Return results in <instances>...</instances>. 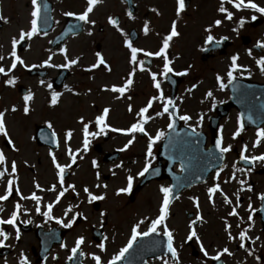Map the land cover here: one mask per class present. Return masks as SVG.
<instances>
[{
	"label": "flooded vegetation",
	"instance_id": "obj_1",
	"mask_svg": "<svg viewBox=\"0 0 264 264\" xmlns=\"http://www.w3.org/2000/svg\"><path fill=\"white\" fill-rule=\"evenodd\" d=\"M15 1L19 2L12 0L10 4L0 0V16L3 17L0 20V56L4 57L0 60V67L8 71L15 60L12 56L14 40L18 41L16 54L24 61L23 65L18 63L8 76L0 73V112L5 113L8 132V137L0 135V150L5 154L8 169L0 179V195L7 194V182L13 181L11 196L0 201V218L9 219L17 204L21 208L15 227L0 225L7 233L6 240L0 237L4 245L0 247V264H21L24 257L29 264H96L94 256L100 257V264H110L127 246L133 228L140 221H144L139 227L143 233L159 216L163 202L161 188L171 187L176 191L183 184L181 166L171 163L176 155L166 159L160 151L163 137L152 144V156L147 154L151 143L149 137L155 138L161 131L166 133L172 123L173 115H157L163 112L164 102L154 101L146 114L149 117L144 124L147 135L140 132L126 134L127 130L141 122L140 109L162 91L165 102L171 99L175 103V109L169 108L173 109L174 115L176 112L180 123L178 129L195 128L205 134V148L210 146V120L216 115L217 107L231 100L227 73L231 70L232 58L238 57L240 66V70L234 73L235 84L264 85V71L257 63L264 58V47H261L264 45V13L248 7L237 9L235 0L233 3L227 0H185L187 9L177 15L178 0H133L137 11L130 17L129 8L122 0H100L89 14V21L94 23L83 22L78 36H69L62 42L57 37L68 19H75L86 10L87 0H46L48 5L51 3V12L40 18L43 29L31 39L25 37L22 40L21 33L31 30L33 6L31 0H20L19 5L26 8L24 12L22 8H16ZM249 2L264 8V0H247L245 4ZM222 4L233 14L231 20L227 19V12L220 11ZM101 7L103 10L98 11ZM109 18L116 19L119 27L110 24ZM218 20L221 21L219 25L216 24ZM174 22L179 35L173 37L167 49L173 72L164 76V58L144 56L143 52L138 53L137 60L144 62L146 70L140 71L139 65L133 66L127 41L131 40L133 47L156 53L162 48L163 39L170 34ZM145 24L149 28L147 34L143 30ZM196 30L198 34L194 33ZM209 36L213 37L211 43L208 42ZM97 53L103 55L111 71L104 65L92 68L97 62ZM73 59L78 63L63 66ZM134 67L133 84L123 97L106 90L123 86ZM178 72H187V75H176ZM61 73L67 76L65 82L55 87L54 81ZM152 73L157 75L160 89L154 87ZM218 76L223 78L227 87L221 89ZM10 78L15 79L14 85L6 83ZM209 91L212 97L207 96ZM53 93H59L56 105L51 104ZM29 94L33 99L25 102L24 96ZM64 95L70 97L66 109L61 102ZM240 100L242 106H250L252 127L244 125L243 132L235 136L241 114L239 110L231 109L217 124L223 146L231 145L223 166L213 171L203 183L182 189L170 201L165 224L173 233L178 262L170 253L153 256L154 239L167 241L161 225L152 236L138 238L117 264H163L164 259L169 264H264V215L260 213L263 201L259 199L264 194V162L251 164L242 159L243 155H264V140L258 147L254 146L257 133L264 128V106L262 103H248L244 95ZM25 107L29 108L27 114ZM105 108L110 110L106 118L108 127L104 134L89 135V145L84 150V124L89 125V133H99L95 120ZM184 115L190 116L191 120L185 122L179 118ZM44 127L58 137L55 150H51L42 137L38 139V132ZM68 131L80 135V140L75 142L77 150L73 147L71 151L76 157L75 163L69 150L64 151L69 148V143L73 144V141L62 139L63 133ZM133 136L131 146L121 151ZM245 146L247 152L243 151ZM13 161L16 163L15 173L11 171ZM56 163L65 169L63 185ZM149 163L150 168L157 167L160 179L135 191L143 178L139 173ZM3 168L0 166V170ZM168 175L171 177L166 179ZM129 176L133 178L132 190L121 192L127 188ZM240 180L246 183L241 185ZM217 184L222 191L210 196L209 189ZM53 186L56 191L50 190ZM85 188L104 199L89 202ZM65 189V195L57 203L59 192ZM32 194L42 198L39 205L32 199L21 198ZM226 197L231 203L226 202ZM48 204L54 205L52 219L41 214L47 211ZM38 206L39 213L36 211ZM68 208L72 211L66 214ZM234 208L238 215H229ZM73 218L76 222L72 228L57 223V220L68 223ZM227 225L231 228L228 229ZM17 227L19 239L16 238ZM192 229L197 235L188 240ZM244 231L250 239L241 241L240 233ZM229 232L235 239L230 238ZM81 237L84 244L73 256L71 249ZM40 238L46 241V247L51 245L45 252L40 249ZM100 244L104 249L98 247ZM224 248L231 255L225 253L218 261L212 259Z\"/></svg>",
	"mask_w": 264,
	"mask_h": 264
},
{
	"label": "snow or ice",
	"instance_id": "obj_2",
	"mask_svg": "<svg viewBox=\"0 0 264 264\" xmlns=\"http://www.w3.org/2000/svg\"><path fill=\"white\" fill-rule=\"evenodd\" d=\"M228 3H233V0H227ZM100 3V0H87V8L86 10L77 17V19L79 21H83L85 23H89L91 21H89V14L93 11L94 7ZM31 4L33 6V11L31 12V16L33 17V19L31 20V30L27 31V32H22L20 39H24L25 37L31 39L33 36L37 35L38 32L40 31L39 29V21L41 18V4H40V0H31ZM234 7L237 9H241L242 7H248V8H253L256 11L260 12V13H264V8H260L258 7L256 4L254 3H247L245 4V0H235L234 3ZM185 9V0H178V11H177V15H179L180 12H183ZM221 12H227V9L223 7V4L220 8ZM66 15L72 16L74 15L73 13H66ZM128 15L131 17V13H128ZM232 13L231 12H227V19L231 20L232 19ZM3 17L0 16V20H2ZM255 19V17L253 18ZM94 23V22H91ZM109 23L112 24L115 27H119L118 21L116 19H112L109 18ZM221 23V21H216V24L219 25ZM243 23V22H242ZM144 33L147 34L149 31L148 25L145 24L144 26ZM179 33L176 30V24L175 22L172 24L171 27V32L168 36H166L163 39V46L162 48L156 52V53H152V52H147L144 51L142 49L133 47L132 45V41L129 40L127 41V47L131 50V57H130V63L133 66L139 65V70L140 71H145L146 69L144 68V62L143 61H138L137 60V56L138 53L143 52L144 56H156V57H163L165 60L164 63V68H163V75L167 76L168 73L173 72V68L170 66L171 62L168 61L167 59V49L169 48V44L170 41L173 39V37L178 36ZM213 40L212 36L208 37V42L211 43ZM16 43H18V41H13V51H12V56L15 57V60L12 62L11 67L8 69V71L5 70L4 67H0V73H2L5 76L9 75V72H11L12 70L16 69L17 64H24V61L17 56L16 51H15V45ZM261 47H264V45H261ZM65 57L67 59V50L65 49ZM97 62L95 64L92 65V68H99L100 66L104 65L108 71H111L110 68L107 67L105 59L103 57V55L97 53ZM4 57L0 56V60H3ZM237 60L238 57H233L232 58V65H231V70L228 71L227 76H228V82L231 83L232 81H234L236 79V76L234 75L235 72L240 70V66L237 64ZM76 63H78V60H68L67 63L65 65H63L64 67H71L72 65H75ZM257 63L260 65L261 71H264V58L260 59L259 61H257ZM52 66V65H49ZM89 71L91 69H88ZM135 71L136 68L134 67L132 72H130L129 74V78L126 79L125 83L123 86L121 87H112L111 89H106V90H110L112 92L115 93H119L120 97H123V95L125 94V92L131 87V85L133 84V79L132 77L135 75ZM176 75L179 76H185L187 75V72H178L176 73ZM151 79L154 81V87L156 89H160L161 88V84L159 82V80L157 79V75L155 73H152ZM218 81H220V87L221 89L227 87V85L223 82V78L222 77H217ZM15 79L14 78H10L6 81L7 84L9 85H14L15 84ZM49 87H51V85H49ZM69 91H71V89H69ZM191 91V89L189 90ZM212 92L209 91L207 93L208 97H212ZM58 97H59V93H53L52 97H51V104L52 105H56L58 102ZM33 97L31 94L24 96V100L25 102L32 100ZM130 99V97H129ZM156 100H160L162 102H164V107H163V112L162 113H157V115H163V113H168L170 116L173 115L172 112L169 111V106H172L173 109H175V103L173 100L171 99H167L165 102V98L163 96V92L161 91L159 96L153 97L151 100H149L148 104L146 107H143L140 109L139 111V116L142 118L141 122L135 123L131 126L130 129L127 130L126 134H132V133H136V132H140V133H144L145 135H147V133L145 132V128H144V124L147 123L149 117L146 115L149 112V109L152 108L153 102ZM13 111H16L15 108L12 109ZM131 106H129V111H131ZM109 109L105 108L103 110V114L98 116L95 120L96 125L99 126V133L96 132H92L89 133V125L88 124H84L83 127V133H84V141H83V146H84V150H87L88 145H89V140H88V136L92 135V136H96L98 134H104L108 125L106 124V118L109 114ZM24 112L27 114L29 112V108L25 107L24 108ZM5 113L4 112H0V135H3L4 137H8V132L6 130V126H5ZM181 120L188 122L189 120H191L190 116L184 115V116H180L179 117ZM200 121H203V116H201ZM81 123H83V121L81 120ZM175 126V121H173L172 123L169 124V128H174ZM49 128L52 127L51 124L48 125ZM244 130V123H243V115H241L240 118V125H239V129L237 130V132L235 133V136H239L241 134V132H243ZM112 131H117V129H112ZM193 134H196V130L195 128H193L192 130ZM53 135H55L53 133ZM165 135L164 132H159L155 138L149 137V140L151 141V143L148 146V156L151 157L152 156V144L155 143L156 141L160 140L163 136ZM258 139L255 142V147H258L260 142L262 140H264V128H261L259 130V132L257 133ZM72 137V132L69 131L67 133V139H71ZM135 137L133 136L132 140H129L128 144L125 146L124 149H121V151H124L127 149V147H130L131 144L134 142ZM8 142L11 144V139L9 138ZM15 146L13 145V148ZM216 148L219 149V152L221 154L223 153H227L231 151V145L225 147L223 146L222 143V137L220 139H218L216 141ZM244 152H247V146L244 147L243 149ZM69 155L72 156V162L75 163L76 157L74 155L71 154V149L69 148ZM53 162L55 163L56 157L55 155L52 156ZM242 159L246 162V163H251L254 164L256 161H262L264 162V155H260V156H252V157H248L247 155H243ZM95 164V162H93ZM7 160L5 157V154L2 150H0V166H4L3 170H0V179H2L6 172L8 171L7 169ZM56 168L59 170L58 175H59V180H60V184L63 185V181H64V172L65 169L64 167H61L58 163L55 164ZM151 167V164L149 163L148 165H146L143 169V171H141L139 173L140 176H144L145 173H147L149 171V168ZM11 171L12 173L16 172V163L15 161L12 162L11 164ZM239 171H244V169H239ZM97 176H99V174H97ZM219 176V173H217V177ZM233 179H235V175H233L232 177ZM239 183L241 185L245 184L246 182L244 180H240ZM132 186H133V178L131 176L128 177V184H127V188L125 189H121V192H131L132 190ZM36 187L39 189L40 186L39 184L36 185ZM97 187H100V185H97ZM106 187V186H105ZM12 190H13V181L9 180L7 182V194L5 195H0V201H6L9 199V196H11L12 194ZM51 191H56V187L53 186L51 189ZM249 191L251 190V188L249 187L248 189ZM18 191V188H17ZM65 190H62L59 192V196L57 198V203H59V198L63 197L65 195ZM73 191H75V187L73 186ZM85 192L88 193L89 196V202L92 201H96V200H102L104 199L103 196H95L92 195L87 188L84 189ZM222 191L220 189L219 184H217L216 186L212 187L209 189V195L211 196L212 194H215L217 192ZM161 192L163 193V202H162V206L160 208V214L159 216L151 221V225L149 227V229L147 231H144L143 233H141L139 231V227L140 224H143L144 221H140L135 228H133L132 231V236L130 241L128 242L127 246L124 247L123 249L120 250L119 254L116 255L111 261L110 264H117L118 261L122 260L125 256V254L129 251V249H131L133 247V245L136 243L137 239L140 237H148L151 236L153 233L157 232V229L159 226L163 225L164 226V235L167 237V252L171 254V256L178 262V253L177 250L173 247V233L171 231L168 230L167 225L165 224V220L167 219L168 215H169V206H170V196H172L173 194V189L171 187H162L161 188ZM22 199H32L33 201H35L37 203V205L40 204L41 201V197L37 196L35 194H32L31 197H21ZM227 203H231V200H228L227 197L225 198ZM259 199H261L262 201H264V194H262ZM54 205L53 204H48L47 205V211L41 213L44 217L48 218V219H52V209H53ZM20 204L16 205V210L15 212H13V214L11 215V217L7 220L0 218V225H12V226H16V221L18 219V215L20 212ZM36 211L39 213L40 212V207L38 206L36 208ZM72 209L68 208L66 211L67 212H71ZM77 216L79 215L78 213L76 214ZM229 215L232 216H236L238 215V213L236 212L235 208L229 213ZM198 219H200V217H198ZM249 219H251V217H249ZM76 222L75 218H73L72 220H70L68 223H64L63 220H57V223L61 224L63 227L65 228H72L74 223ZM29 223H31V221H29ZM196 221H193V224H195ZM227 228L230 229L231 225H227ZM16 232H17V239H19V228H16ZM196 231L195 229H192L190 235L188 236V240H192L193 237H196ZM229 236L232 239H235L234 237H231V233L229 232ZM0 237H3L5 240L7 239V233L0 228ZM245 239H250L249 237H247V232H241L240 233V240L244 241ZM258 239V238H257ZM84 244V238L81 237L79 239L76 240V246L74 248L71 249L73 256L76 255L77 251L80 249L81 245ZM4 246L3 245V241L0 240V247ZM241 247H244L243 244L240 245ZM98 247H100L101 249H104V245L100 244L98 245ZM225 253L231 255V253L229 252V250L227 248H224L222 252H220L219 254H217L216 256L212 257V259L214 260H220L221 256L224 255ZM205 256L208 255L207 252L204 253ZM71 259V257H70ZM93 259L96 261V264H100V257L99 256H94ZM21 264H29L27 257H24L21 261ZM163 264H169L167 259L163 260Z\"/></svg>",
	"mask_w": 264,
	"mask_h": 264
},
{
	"label": "rangeland",
	"instance_id": "obj_3",
	"mask_svg": "<svg viewBox=\"0 0 264 264\" xmlns=\"http://www.w3.org/2000/svg\"><path fill=\"white\" fill-rule=\"evenodd\" d=\"M7 2H9L10 4L12 3V0H6ZM25 2V1H24ZM20 0L19 2L15 1V6L16 8L19 10L20 8H22L24 10V12H26V8L25 7H21L20 5ZM104 7H101L98 11H102ZM194 33L198 34V30H196ZM67 124V122H66Z\"/></svg>",
	"mask_w": 264,
	"mask_h": 264
}]
</instances>
